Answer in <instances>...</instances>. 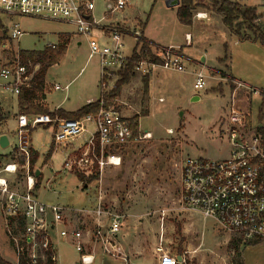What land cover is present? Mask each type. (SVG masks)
Segmentation results:
<instances>
[{
	"label": "rangeland",
	"instance_id": "374dc122",
	"mask_svg": "<svg viewBox=\"0 0 264 264\" xmlns=\"http://www.w3.org/2000/svg\"><path fill=\"white\" fill-rule=\"evenodd\" d=\"M91 1L93 17L101 20L102 24L112 22L120 24L122 29L129 30L140 28L142 37L146 35L160 45L183 46L188 58L185 62L186 71L156 69L149 79L147 91L143 76L134 72L129 79L132 80L130 97L121 95L122 86L118 96L109 98V105L124 115L132 117L134 114H140L141 135L146 130L152 132L149 139H139L117 149L123 154V166H105L103 172L96 163L91 165L90 169L79 170L76 165L66 168L65 150L63 151L62 147L56 148L53 127L39 126L31 130L28 138L31 157L36 155V162L32 166L30 164V172L36 174L39 169L42 173L35 192L37 198L42 202L77 209L95 205L97 193L102 189L107 204L126 212L122 231H129L132 235L147 240L146 243L153 248L157 256L169 254L178 262L176 264H264V240L255 244L243 242L238 255L229 245L231 238L237 236L234 232H225L213 219H206L185 208L180 202L181 173L176 164L180 158L187 156L221 158L225 155L227 141L219 140V134L229 99V87L226 82L209 78V66L217 56L227 52L231 74L250 85L264 89V46L259 42L240 41L223 23L221 14L214 15L208 4V7L199 4L194 10L193 19H200L197 18V13L205 12L208 17L213 16L211 21H195L190 27L179 21L178 5L170 6L167 0H131L124 10L109 16L107 0ZM237 1L247 4L246 6H256L258 11L264 12V0ZM0 21L3 25L0 33L4 28H10L13 23H18L24 31L18 40L11 41V49L2 48L1 45L7 43L6 39L2 42L0 63H3L5 58L11 59L19 49H39L47 39L55 40L53 33L69 32L65 33L70 35L66 53L59 63L49 67L46 74L44 92H47V104L50 108L62 103L63 109L74 111L87 104L88 99L93 98V101H96L102 97L99 57L89 56L87 40L83 35L76 33L74 25L10 15L3 11H0ZM187 31L193 33V45L186 44ZM124 40L125 54L130 55L136 45L135 38L125 36ZM204 53L206 60L196 64L195 61H200ZM195 68L202 69L209 75L206 90L194 88L192 71ZM122 72L124 71H111L108 77L112 83L109 85H115L102 94L111 96L122 78ZM54 83H59L62 87L69 84V89L67 92L52 89ZM194 95L200 99L192 100ZM17 99L12 93H6L2 97L6 115L2 113L0 131L4 129L7 132L10 145L0 146V168L12 161L18 142L15 132L16 115L20 112ZM36 102L43 105L41 100ZM45 103L43 106L50 109ZM257 108V102L253 100L255 115H258ZM92 127L91 125L90 128ZM168 128L173 132L169 133ZM52 145L55 146L50 153ZM77 146L80 148L76 149ZM84 149L85 145L76 141L66 151L71 156H80ZM18 161L22 165L24 157L19 156ZM92 172L93 175L98 172V178L84 186L77 177L78 173H83L88 179ZM25 174L26 169L19 167L16 175H10V179L23 181ZM12 184H15L14 181ZM62 228L64 227L61 224L52 232L58 255L56 264H80L78 249L59 235ZM121 232L117 236L120 253ZM96 247L100 252L96 254V260L92 264H121L122 261L125 264L122 258L102 252L99 245ZM96 247L93 245V248ZM0 253L6 260L16 262L1 212ZM178 255L185 258L183 263L178 260Z\"/></svg>",
	"mask_w": 264,
	"mask_h": 264
},
{
	"label": "built area",
	"instance_id": "2783aa9c",
	"mask_svg": "<svg viewBox=\"0 0 264 264\" xmlns=\"http://www.w3.org/2000/svg\"><path fill=\"white\" fill-rule=\"evenodd\" d=\"M131 0H107V16L124 10ZM0 11L10 15L40 18L48 21L72 24L76 33L83 35L90 49V57L98 56L101 66L100 92L111 89V71H124L130 55L125 54V36L135 42L142 40L141 29H122L120 24H102L93 17L91 0H0ZM208 17L198 12L197 18ZM130 32V33H129ZM6 34L2 48L24 34L18 23L4 28ZM186 44L191 43V34H185ZM136 46V45H135ZM151 54H140L134 71L142 76L151 75L158 68L186 71L188 59L181 45L151 43ZM20 50V49H19ZM19 50L10 59L0 63V104L6 93L19 96L21 90L30 87L39 65L31 70L20 60ZM134 50V49H133ZM139 50V48H138ZM32 64H30L31 66ZM194 88H207L209 75L204 70L194 72ZM229 87V99L221 122L219 140L227 141V150L221 158L183 157L176 163L181 173L180 202L186 209L213 219L225 232L235 233L242 242L264 240V89L235 78L222 69L210 68V76ZM219 82V83H220ZM115 87V86H114ZM53 88L68 91L69 84L55 83ZM109 99H101L105 105L94 114L82 118H62L49 113H18V142L12 161L0 168V212L16 255V262L25 255L28 264H46L47 251L51 260L58 261L53 229L63 225L59 235L80 254V264L95 261L93 245L114 257L127 259L118 250L117 236L122 231L126 212L115 209L105 201L100 189L96 203L90 207L71 208L42 202L37 198L35 173L30 172V131L39 126L53 127V141L65 150V167L76 165L79 170L90 169L97 164L103 172L105 166L122 164V152L118 148L128 146L139 139H149L152 132L132 140L130 116L114 106H106ZM253 100L257 102L258 115L253 113ZM92 102V101H89ZM93 126L92 129L90 126ZM171 133L173 130L168 129ZM88 134V135H86ZM82 141L85 149L80 156H71L66 149ZM80 148L77 146L76 149ZM19 156L24 157L20 165ZM19 167L26 169L24 180H11ZM14 181V185L12 182ZM92 248L91 250H88ZM86 250V251H84ZM159 257L160 264L178 263L169 254ZM169 262H166L168 261Z\"/></svg>",
	"mask_w": 264,
	"mask_h": 264
},
{
	"label": "trees",
	"instance_id": "16d2710c",
	"mask_svg": "<svg viewBox=\"0 0 264 264\" xmlns=\"http://www.w3.org/2000/svg\"><path fill=\"white\" fill-rule=\"evenodd\" d=\"M209 8L213 11L222 15L224 24L231 30V32L236 35L240 40H251L258 41L264 46V12L258 11L256 6H245L239 1L233 0H180L178 5L177 16L181 23L185 25H191L193 23L194 10L198 5ZM208 4V6H207ZM261 20V21H260ZM260 21V22H259ZM145 25V24H143ZM145 27V26H143ZM3 25L0 21V29ZM60 42L57 44H46L43 48L39 49H20L19 56L23 64H26L31 70L33 66L38 64L39 68L35 71L33 78L31 80L30 87L23 88L20 95L18 96V106L20 113H49L52 116H59L62 118H82L88 114L97 113L101 107L105 105L101 104V99H109L112 96H118L121 87L129 81L131 76L134 74V64L137 61L140 54H151V42L147 38L138 40L136 46L134 47L133 53L129 58L128 65L124 72H122V78L119 81L115 90H113L111 96L108 94H100L102 97L99 100L88 102L87 104L81 106L74 111H66L63 108H58L55 110H50L36 101L44 99V87H45V77L49 67L57 64L63 58L67 51V45L70 41L69 34H60ZM6 34H0V45L6 39ZM139 48V50H138ZM226 57L222 58L223 61ZM30 64H32L30 66ZM150 75L143 76V81L145 84L146 91L149 86ZM110 101L106 106H109ZM4 115V114H3ZM140 114H134L130 118L132 137L134 140L138 138L141 134L139 125ZM2 119V112L0 111V120ZM55 146V145H54ZM54 146H51L50 153L53 151ZM37 154V153H35ZM36 162V155L31 157V166ZM83 173H78L77 177L84 183V186L94 179H97L98 172L88 179L85 178ZM36 181L35 186L39 187V178ZM87 179V180H86ZM259 241H251L249 244H255ZM242 240L240 237H233L229 241V245L234 248L236 254H240V246L242 245ZM47 261L46 264H56L51 260L50 251H47ZM0 264H14L6 260L0 253ZM19 264H28V259L25 255L20 258ZM242 264V263H238Z\"/></svg>",
	"mask_w": 264,
	"mask_h": 264
},
{
	"label": "crops",
	"instance_id": "0c3cea01",
	"mask_svg": "<svg viewBox=\"0 0 264 264\" xmlns=\"http://www.w3.org/2000/svg\"><path fill=\"white\" fill-rule=\"evenodd\" d=\"M237 1V0H235ZM242 1V0H241ZM247 5V4H246ZM245 5V6H246ZM214 15L217 13V12H213ZM213 17V16H212ZM210 15L208 18H202V19H193V23L191 25H187V26H190L192 27L194 22L195 21H202V20H207V21H211V18H212ZM222 17V15H221ZM223 21V19H222ZM224 23V22H223ZM144 26V25H143ZM65 33H69V32H65V31H59V32H56V33H53L55 34V40H53L52 38L50 39H47V42L45 41L43 43V45L40 47V48H43L46 44H57L58 42H60V34H65ZM186 33H190L191 34V43L190 45H193L194 44V36H193V33H191L190 31H187ZM1 34V33H0ZM143 34H144V27H143ZM215 34V33H214ZM66 35V34H65ZM145 38H147L151 43H155V44H159V43H156L154 42V40L146 35H144ZM241 41V40H240ZM247 41H251V40H247ZM252 42H258V41H252ZM5 43H3L1 46H3ZM70 44V43H69ZM68 44V45H69ZM67 45V46H68ZM263 46V45H262ZM68 48V47H67ZM224 57H227V60L226 58L221 61L222 58ZM206 60V54L204 53L200 59V61H195L196 64H198L199 62H204ZM194 62V64H195ZM195 64V65H196ZM210 68H220V69H223L224 71H227L229 73H231L230 71V60L228 59V54L227 52L223 55H220V56H217L215 61L214 62H211V66H209ZM196 68L194 69V71H192V74L194 76V79H195V75H194V72H195ZM136 74V73H135ZM141 75V74H140ZM152 75V74H151ZM151 75L149 77V79H151ZM132 83V80H130L128 83H126L125 85H123L122 87V90H121V95L122 96H129L130 97V85ZM55 84V83H54ZM53 84V85H54ZM45 86H46V77H45ZM52 89H53V86H52ZM206 90V89H205ZM193 95V94H192ZM66 96V95H65ZM3 97V96H2ZM2 97H1V104H0V111L4 114L5 113V110L2 106ZM18 97V96H17ZM66 98V97H65ZM197 98V99H196ZM198 100L200 99L199 96H193L192 97V100ZM95 99L93 98H90L87 100V102L89 101H93ZM64 101V100H63ZM41 102H43V105H44V102H46L45 104H47V92H44V99L41 100ZM17 103H18V99H17ZM48 106V104H47ZM49 107V106H48ZM50 108V107H49ZM58 108H62V103H58L57 105H55L54 108H50V110H55V109H58ZM18 109H19V106H18ZM65 110V109H64ZM66 111H73V110H66ZM20 113V112H19ZM6 115V114H4ZM128 116V115H127ZM16 118H17V115H16ZM1 127V125H0ZM141 129V128H140ZM169 129V128H168ZM2 134H6L8 139H9V136L7 134V132L3 129L2 131H0V136ZM79 142H82V141H79ZM9 145H10V139H9ZM60 146H56V148H59ZM61 149V148H60ZM123 156V154H122ZM121 166H123V157H122V164ZM38 170V169H37ZM36 170V171H37ZM39 174H42L41 171ZM39 176V175H38ZM38 176L37 179H38ZM49 183V182H48ZM38 187H36V190H37ZM147 240H143L141 238V236H134L132 235L129 231H122L121 232V238H120V246H121V253L123 256L126 257L127 259V262L126 264H160L159 263V257L157 256V254H155L153 252V248H151L148 243H146ZM94 253H95V260H96V257L98 255V253L100 252V249H97L94 248ZM97 254V255H96ZM185 261V258L182 260V263ZM95 262V261H94ZM121 264H124L123 261Z\"/></svg>",
	"mask_w": 264,
	"mask_h": 264
},
{
	"label": "water",
	"instance_id": "95a60500",
	"mask_svg": "<svg viewBox=\"0 0 264 264\" xmlns=\"http://www.w3.org/2000/svg\"><path fill=\"white\" fill-rule=\"evenodd\" d=\"M167 3H168V5H170V6H177V5L180 4V0H167ZM196 99H197V98H196ZM194 100H195V99H194ZM8 145H9V139H8L7 135H6V134H2V135L0 136V146H1V147H6V146H8ZM39 173H40V170L38 169V170L36 171V176H38ZM178 260H179L180 262L183 260V258H182L181 255H178Z\"/></svg>",
	"mask_w": 264,
	"mask_h": 264
}]
</instances>
